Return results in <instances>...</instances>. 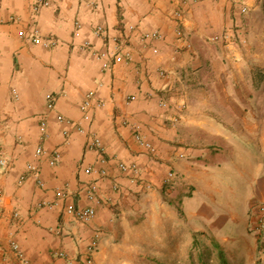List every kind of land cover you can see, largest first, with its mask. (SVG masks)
I'll use <instances>...</instances> for the list:
<instances>
[{
  "label": "crops",
  "instance_id": "0c3cea01",
  "mask_svg": "<svg viewBox=\"0 0 264 264\" xmlns=\"http://www.w3.org/2000/svg\"><path fill=\"white\" fill-rule=\"evenodd\" d=\"M36 2H0V158L11 161L0 165V264H18L12 242L33 264H143L138 231L178 234L175 224L191 240L186 253L195 240L245 239L254 264H264V232L254 229L264 203V0H52L35 12ZM236 25L246 29V44L212 40ZM34 28L57 43L19 34ZM113 50L130 59L114 63ZM90 91L95 106L86 118L81 103ZM49 92L57 96L52 111ZM45 116L43 144L62 155L55 166L36 153ZM90 132L102 150L89 148ZM29 163L41 167L42 186L34 177L19 182ZM121 164L136 165L140 178ZM171 170L177 176L166 183ZM67 203L96 215L78 220L64 211ZM96 232L99 247L87 262ZM184 252L164 247L154 264H178Z\"/></svg>",
  "mask_w": 264,
  "mask_h": 264
},
{
  "label": "built area",
  "instance_id": "2783aa9c",
  "mask_svg": "<svg viewBox=\"0 0 264 264\" xmlns=\"http://www.w3.org/2000/svg\"><path fill=\"white\" fill-rule=\"evenodd\" d=\"M233 1L234 2H240V0H233ZM0 2H1V0H0ZM51 2H52V0H37V2L34 3V5L32 7L33 11L38 12L44 6L50 5ZM241 11L243 13L247 12L248 11L247 6H243L241 8ZM100 31H101V28L97 29V32H100ZM19 34L22 37L31 39L34 43H40V44H43L47 47L53 46L57 43V41L55 39L43 37L37 28H34L31 32H28L25 29H21L19 31ZM178 34H179V38L183 39V32L181 30H178ZM149 36L158 37L160 35L158 33H151V34L147 33L145 35V37H149ZM212 40L215 42L216 41H222L225 45L234 44L236 41L241 43V44H246L248 41L247 31L242 25H236V27L234 29H231L229 31H225L221 34H217V35L213 36ZM186 48H188V49L192 48V44L190 42H187ZM109 54L113 56L112 61H114V63L115 62L116 63L117 62H123V61L130 59L129 53L125 54L122 51L113 50V51L109 52ZM97 55H98V53H97ZM106 55H107V53H101L98 56L104 57ZM112 61H105L104 66L109 67L111 65ZM160 72L163 75L166 73L164 70H161ZM12 96L14 99H17L19 97V93H18V90L16 88H12ZM94 98H95V92L90 91L86 94L85 99L81 103V110L85 114L86 118L89 117L90 109L93 106H95ZM135 98H136L135 96L131 97L132 100H134ZM56 103H57V96L52 92L47 93L46 94V107H47L48 111L54 110L56 108ZM161 103H162V105H167V101H165V100H162ZM103 104H105L103 101L97 102V105H103ZM57 118L60 122L69 123L71 126L78 128L80 131H85L82 126L75 124V122L70 120V119H66L61 114H59ZM127 124H130V122L127 121ZM133 128H134L135 136H136L137 140L141 144L145 145L146 148H148L152 154H154L156 152V149L141 134V132L139 131V126L134 124ZM39 133H40L41 143L36 148L37 155L39 157L49 155L50 165H53V166L57 165L61 161V156H62L61 151L58 148L54 149L53 151H48L43 144L50 136L49 125H48V120H47L46 116L43 117L40 121ZM87 134L89 137V148L102 150L103 149L102 142H101V139L98 137V135L94 132H90ZM180 156L183 157L184 154H180ZM105 160L106 159H102L103 162H105ZM10 162L11 161L6 157L0 158V165L8 166V165H10ZM121 167L124 170L130 169V170L134 171V173H136V175L139 173L136 165L121 164ZM86 171L91 172V168H87ZM106 175H107L106 170H101L99 172V176L101 178L105 177ZM176 176H177V174L175 171H173V170L169 171V173L167 174L165 182L171 183L176 178ZM30 177H34L37 180L39 185H41V186L43 185V180L41 178V167L39 165L34 164V163H29L27 165L26 173H23L21 175V177L19 178V182L23 183V182H25V180H27ZM138 178H140V175L138 176ZM88 192H89V197L91 199L96 198L98 196L97 185L95 183L91 184L89 186ZM56 193H57V196L59 198H64L67 196L66 192L63 190H59ZM0 195H1V193H0ZM52 205H53V203H44V206L52 207ZM256 206L257 207L255 210L254 229L259 233H263L264 232V203L257 204ZM64 211L71 214L76 219L81 220V221H88L96 215V210L94 207H92V206L80 207V206L75 205L74 203H67L65 205ZM18 214H19L18 211H16L14 213L15 216H18ZM100 240H101V233L96 232L95 235L93 236V238L91 239V241L89 242L88 246H87V253H88L87 257H86L87 262H92L93 254L98 250ZM11 248L15 254V257L18 261V264H33V262H31L26 257L25 253L23 252V250L21 249L20 245L17 242H12ZM59 256L65 257L66 255L64 253H60ZM70 264H73V262H70Z\"/></svg>",
  "mask_w": 264,
  "mask_h": 264
},
{
  "label": "rangeland",
  "instance_id": "374dc122",
  "mask_svg": "<svg viewBox=\"0 0 264 264\" xmlns=\"http://www.w3.org/2000/svg\"><path fill=\"white\" fill-rule=\"evenodd\" d=\"M183 226H180V224H175L174 229L178 231V234H168L165 228H158L157 232L153 231V234H150L149 230H142L138 231L140 237L138 238L140 240V250L143 252L141 254L139 261H141L143 264H151V263H157L160 262L163 258L162 253L158 254L157 251L159 249H163L164 247L170 246L171 247H177L182 246L184 249V254L182 255V261L178 264H195L200 263L198 260L199 250H201L203 247L200 246V249L198 250L193 246L191 249L192 253H186V250H188L187 245L190 243V239L188 236H180L179 234L182 232L180 231ZM174 235H177L176 238H172ZM226 250L227 256L232 262V264H254L253 258L251 257V246L249 242H246L245 239H239L236 243L232 241L229 242H223L221 243ZM195 248V249H194ZM235 259V260H233ZM233 260V261H232ZM212 264H218L217 261L212 259Z\"/></svg>",
  "mask_w": 264,
  "mask_h": 264
},
{
  "label": "trees",
  "instance_id": "16d2710c",
  "mask_svg": "<svg viewBox=\"0 0 264 264\" xmlns=\"http://www.w3.org/2000/svg\"><path fill=\"white\" fill-rule=\"evenodd\" d=\"M202 243L203 241L199 240H195L194 242L195 248H199L201 245L203 247L201 250L198 251V260L201 264H212V259L217 261L218 264H232V262L227 256L226 250L220 242L212 240L210 243L207 244ZM191 255L193 257V254Z\"/></svg>",
  "mask_w": 264,
  "mask_h": 264
}]
</instances>
